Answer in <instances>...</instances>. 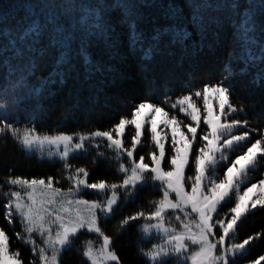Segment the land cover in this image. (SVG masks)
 <instances>
[{
	"label": "snow or ice",
	"instance_id": "obj_1",
	"mask_svg": "<svg viewBox=\"0 0 264 264\" xmlns=\"http://www.w3.org/2000/svg\"><path fill=\"white\" fill-rule=\"evenodd\" d=\"M187 4L199 42L192 40L186 26H154L151 43L145 48L143 33L138 31V24L147 19L141 9L159 7L165 19L175 20L181 15V7L173 0H160L159 4L156 0H0V38L6 40L0 43V71L6 73L0 84V135L7 134L26 152L40 153L42 159L58 157L63 162L60 180L52 176L0 178V188L8 186L4 192L5 218L9 224L19 218L21 228L16 238L32 253L31 260L25 261L20 251L10 252V237L0 229V264H62L64 252L71 251L74 240L84 232L94 234L95 239L77 249L82 258L79 264H123L115 241L133 225L144 234L153 230L162 234V242H151L147 249L138 246L137 254L150 264H166L170 257H176L177 264H235L237 255L264 238L261 230L242 241H233L239 222L254 210L264 209V175L248 183L264 166V118L255 126H250L247 119L234 118L249 113L243 103L238 106L232 100L238 94L237 76L250 75L249 84L256 86L264 81V42L253 35L264 0H248L247 8L239 13L240 22H232L237 47L223 74L215 82L204 83L200 90L174 100L166 96L158 103L145 96L109 130L87 134H40L35 127L21 129L13 119L17 109L45 85H63L73 73L79 81L80 73L73 63L77 58L82 61L85 83L99 76L100 85H117L116 70L93 61L88 52L97 41L106 49L115 48L117 25L111 14L117 10L119 24L129 31L131 49L140 45L143 61H150L154 53L173 56L172 49L178 48V63H183L186 57L202 51L207 34L214 26L219 27L216 13L227 7L237 14L238 8L235 0L230 4L187 0ZM20 10L24 15L15 28L9 27L6 21ZM50 50L54 53L51 71L38 80L37 86L30 78L35 75L38 58L51 54ZM232 61L242 66L233 69ZM142 71L146 91L150 92L155 81L146 66ZM89 87L103 90L96 83ZM251 111H256L255 106ZM129 128L133 131L130 143H126ZM149 136L151 150L140 154ZM90 141L104 142L113 150L119 182H89L90 172L85 167H73L68 162L70 151L84 150ZM98 155L103 158V153ZM124 158L126 161L121 162ZM62 181L69 184L66 191L54 186ZM149 181L154 182L159 197L150 200L147 208L139 206L122 215L114 225L116 235L107 234L101 226V214L110 219L122 197L133 202L138 188ZM88 190L101 198H83ZM229 202L233 206L222 212ZM245 264H264V254Z\"/></svg>",
	"mask_w": 264,
	"mask_h": 264
},
{
	"label": "trees",
	"instance_id": "obj_2",
	"mask_svg": "<svg viewBox=\"0 0 264 264\" xmlns=\"http://www.w3.org/2000/svg\"><path fill=\"white\" fill-rule=\"evenodd\" d=\"M160 0H156L159 4ZM167 3V0H164ZM180 5L181 15L175 20L165 19L161 9L154 7L151 9H141L147 17L146 20L138 24V31L143 33V47H147L151 41L150 36L154 26H186L192 32V40L199 42V36L190 23V8L187 0H173ZM215 2V0H214ZM225 4H230L233 0H222ZM238 4L237 14H233L230 8H223L216 15L219 18V27H213L204 40V48L194 57H186L183 63H178L180 51L178 48L172 49L175 55L169 56L166 53H154L150 61L141 59L142 52L140 45L135 50L129 44V31L126 26L120 25L121 19L119 11L112 13V21L116 28V46L114 49H106L102 42H94L90 45L88 52L93 61H102L106 65L112 66L116 70L117 85L110 86L107 83L100 85V77L93 78L92 81L84 82V68L82 61L77 58L73 61L80 73V80L72 77L67 78L66 83L60 85H45L38 95H34L21 108L17 109L13 119L18 121L16 126L21 129L25 127H35L40 134H55L65 132L70 134H87L93 130H109L120 118L128 114L132 105L138 103L147 96L154 102H159L166 96L176 99L180 95L189 94L200 90L204 83L215 82L222 74L223 68L229 62L230 54L237 47L234 39V28L232 22H240V15L248 6V0H235ZM24 15L23 10L16 13L14 18H9L6 24L15 28L16 21ZM257 29L253 33L258 40L264 42V9L258 10ZM213 32L216 34L213 35ZM0 43L6 40L0 38ZM43 43H47L46 40ZM211 45V48L208 47ZM49 55L38 58L35 75L30 78V82L38 85V80L47 77L51 71V64L54 53L50 50ZM113 53H115L113 55ZM142 66L148 68V75L155 81L150 92L146 91L144 80L145 73ZM242 65L232 61L233 69H239ZM5 72L0 71V84L3 83ZM112 75V74H108ZM14 78V77H13ZM251 76L235 78L238 94L232 96V100L238 106L243 103L245 111L249 114H237V119H247L250 126H255L264 118V81L259 86L249 84ZM96 83L98 88L103 90L97 92L96 88H90L89 84ZM242 97V99H241ZM255 106L256 111L252 112L251 107ZM264 127V125H261ZM133 129H126V143H130ZM85 150L71 154L68 162L73 167H85L90 172L89 182L105 180L108 182H119V176L115 173L118 167L114 159V152L102 145L93 146L86 143ZM151 150L150 136L145 141L140 153L144 154ZM103 153V158L99 157ZM62 161L58 157L41 158L36 153L26 152L21 145L14 141L7 134L0 135V178L20 176L21 178H47L48 176L61 179ZM67 175V171L63 172ZM154 182L149 181L144 187L138 188L137 195L133 202H126L123 197L110 219H105L101 214V226L109 235H116L114 225L119 218L128 212H134L139 206L147 208L148 202L159 197L158 189L153 187ZM62 189L68 188L67 181L54 185ZM8 186L0 188V229H3L10 237V252L20 251L25 261H30L32 253L28 246L16 238V231L20 230L19 219L16 218L9 224L5 218L3 204L7 203L4 192ZM87 197H94L93 192L85 191ZM264 230V209H256L249 213L239 222L235 240L242 241L249 235ZM95 239L94 234L82 233L73 242V249L64 252L62 264H79L81 257L77 255V249L82 243ZM155 238L144 236L135 225L123 230L122 234L116 238L115 250L123 260V264H150L146 258L137 254V249L143 247L147 249ZM264 254V238L254 241L245 253L238 257L235 264H245L246 261ZM166 264H177L175 257L167 258Z\"/></svg>",
	"mask_w": 264,
	"mask_h": 264
},
{
	"label": "rangeland",
	"instance_id": "obj_3",
	"mask_svg": "<svg viewBox=\"0 0 264 264\" xmlns=\"http://www.w3.org/2000/svg\"><path fill=\"white\" fill-rule=\"evenodd\" d=\"M197 103L200 104V105L202 106V101H199V100H198ZM177 115L179 116L180 119H184L185 122H187L186 118H184L182 115H180L179 113H177ZM234 118H235V117H234ZM236 119H237V118H236ZM55 134H58V133H55ZM67 134H70V133H67ZM48 135H53V134H48ZM253 137H254V138H258L257 135H256V133H253ZM86 143H89V144H91V145H93V146L102 145V146H104L105 148H107V147H106V144H105L104 142L90 141V142H86ZM86 148H87V145L85 144V149H86ZM85 149H84V150H85ZM107 149L110 150V151H113L112 149H109V148H107ZM34 153H35V152H34ZM74 153H76V152H71V151H70V155H71V154H74ZM36 154H37L38 156H41L40 153H36ZM140 154H142V153H140ZM125 161H126V158H124L121 162H125ZM221 174H222V172H221ZM262 175H264V166L260 167L259 170H257L255 173H253L252 179H251V181H249L248 183L255 182L256 180H258L259 178H261ZM15 190H19V189H15ZM63 190L66 191L67 188H66V189H63ZM241 190H242V189H241ZM88 192H92V191L88 190ZM93 193H94V192H93ZM94 194H95L94 197H87V195L84 193V194H83V198H85V199H89V200H92V199H100V198H101L98 194H96V193H94ZM230 206H233V205H232V202H229L228 204L224 205V207H223V209H222V212H223V211H226L227 208L230 207ZM102 215H103V214H102ZM140 231H141V233H142L144 236H146V237H149V238H151V239H152V238H155V240H154L153 242H162L163 237H162V234H161V233H157V232H155V230H153L152 233L144 234V233L142 232V229H140ZM233 241H237V240H235V236L233 237ZM239 256H241V255H237V256L235 257V261L238 259ZM175 258H176V257H175ZM176 259H177V258H176ZM180 260H181V262H182V261H183V257H181ZM188 264H191V261H189Z\"/></svg>",
	"mask_w": 264,
	"mask_h": 264
},
{
	"label": "bare ground",
	"instance_id": "obj_4",
	"mask_svg": "<svg viewBox=\"0 0 264 264\" xmlns=\"http://www.w3.org/2000/svg\"><path fill=\"white\" fill-rule=\"evenodd\" d=\"M19 219V218H18Z\"/></svg>",
	"mask_w": 264,
	"mask_h": 264
}]
</instances>
